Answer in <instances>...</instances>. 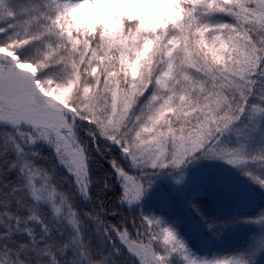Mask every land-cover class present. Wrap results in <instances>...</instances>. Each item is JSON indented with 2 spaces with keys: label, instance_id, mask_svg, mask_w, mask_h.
I'll list each match as a JSON object with an SVG mask.
<instances>
[{
  "label": "snow or ice",
  "instance_id": "snow-or-ice-1",
  "mask_svg": "<svg viewBox=\"0 0 264 264\" xmlns=\"http://www.w3.org/2000/svg\"><path fill=\"white\" fill-rule=\"evenodd\" d=\"M118 3L169 10L149 23ZM97 7L110 11L93 36L80 24ZM259 134L264 0H0V264H123L125 249L133 264H247L197 256L142 210L130 230L119 211L199 157L264 187Z\"/></svg>",
  "mask_w": 264,
  "mask_h": 264
},
{
  "label": "trees",
  "instance_id": "trees-1",
  "mask_svg": "<svg viewBox=\"0 0 264 264\" xmlns=\"http://www.w3.org/2000/svg\"><path fill=\"white\" fill-rule=\"evenodd\" d=\"M105 11L110 10L106 8L102 12L100 21L96 26L104 22L103 13ZM116 12L117 14H123L118 7L116 8ZM141 15L148 17V22L152 23L151 17L161 14L144 13ZM129 79H131L130 76ZM257 136L261 139L252 146L253 150L264 146V134H259ZM96 159L99 161L97 165L102 168L104 175L106 172H110L108 166L104 162L100 161L98 158ZM243 174L245 173L243 172ZM91 175L94 178L102 177V175L98 173L96 167H93ZM109 179L114 180V177H109ZM115 185L116 183H114L113 186ZM119 194L120 191L118 187L115 188L114 191H109L107 193V207L111 208L117 205L116 197ZM101 195H103V193H101ZM224 198L226 202L221 204L220 199L210 194L209 191L200 190L189 194L186 197L184 205L165 204L164 202H162V204H148L135 209L137 213L128 211L126 208L122 209L119 211V215L128 218L130 230L131 221L134 217L138 216V212L141 210L145 215L158 217L163 221L165 226L175 229L179 238L182 239L186 246L197 256L211 258L225 255H240L247 261V264H264V256L260 255L258 252L259 246L255 243V236L249 230L239 233L240 240L245 244L242 249L235 247L236 244L219 247L215 243H234V238L237 235L238 225L240 223L248 222L264 214V201L259 203L255 209L236 210L237 208L232 207L235 203L228 197ZM107 220L112 223L117 222L111 216H108ZM137 223H139L138 220ZM210 225L214 226L210 227ZM133 235H135V233H133ZM261 253L263 254L264 252ZM120 259L123 264H133L134 260L138 261V257L129 253L127 249H125Z\"/></svg>",
  "mask_w": 264,
  "mask_h": 264
},
{
  "label": "rangeland",
  "instance_id": "rangeland-1",
  "mask_svg": "<svg viewBox=\"0 0 264 264\" xmlns=\"http://www.w3.org/2000/svg\"><path fill=\"white\" fill-rule=\"evenodd\" d=\"M117 7L124 14L131 15H141L151 12L161 14L169 10L168 6L162 3H118ZM104 9L105 8L102 7L86 9L84 13L85 19L81 22L80 27L92 29L90 34L95 35V27ZM226 140L229 144L236 143L235 137L231 133L226 134ZM96 158L99 159V157ZM93 167L98 169V173L102 175V177L104 176V172L99 165L95 164ZM239 169L240 168L230 165L222 159L199 157L191 160L184 168V178L181 183H177L173 175L167 172L154 177L151 186L141 198L139 206L136 207V209L143 206V204H162V202L165 204L183 203L184 198L189 192L204 184H210L220 189L229 186L228 188H224V191L227 193L237 192L240 196L238 200L240 204L243 203V206H252L256 199V194L250 188L249 183L231 175ZM108 170L111 172L109 166ZM131 174L135 175V171ZM118 189L121 192L120 184ZM125 208L130 211V209H127L126 205ZM257 228L264 231V223L258 225Z\"/></svg>",
  "mask_w": 264,
  "mask_h": 264
}]
</instances>
